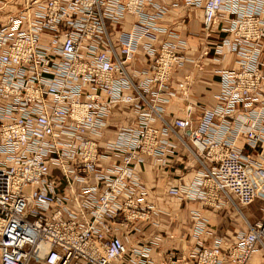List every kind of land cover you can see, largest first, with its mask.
Instances as JSON below:
<instances>
[{
  "label": "built area",
  "instance_id": "2783aa9c",
  "mask_svg": "<svg viewBox=\"0 0 264 264\" xmlns=\"http://www.w3.org/2000/svg\"><path fill=\"white\" fill-rule=\"evenodd\" d=\"M170 5L201 9L207 36L226 21L213 52L237 58L219 72L217 107L203 109L196 127L190 106L185 119L163 117L175 97L171 75L191 61L178 55L180 36L159 25L166 5L0 0V264H264V217L233 242L198 240L188 253L157 258L160 235L145 244L127 238L152 214L140 166L169 162L170 137L183 142L186 130L203 169L169 196L213 209L264 203V0ZM161 36L168 40L158 43ZM140 51L146 64L136 69ZM116 117L123 125L113 126ZM203 224L196 236L209 233Z\"/></svg>",
  "mask_w": 264,
  "mask_h": 264
},
{
  "label": "crops",
  "instance_id": "0c3cea01",
  "mask_svg": "<svg viewBox=\"0 0 264 264\" xmlns=\"http://www.w3.org/2000/svg\"><path fill=\"white\" fill-rule=\"evenodd\" d=\"M175 1L177 0H157L158 4L166 5L169 10L159 25L180 36L185 45L178 50V55L191 61L182 62L174 69L169 87L175 93V97L163 106V117L168 123L185 119L186 108L190 106L192 126L196 127L203 109L212 110L217 107L216 97L221 90L219 72L235 69L237 58L229 53L216 56L213 52L214 46L227 35L222 30L228 26L226 21L217 19L210 35L207 36L202 28V10L193 7L173 8L170 4ZM158 40V43H163L168 38L161 36ZM142 55L141 51L136 55L133 63L136 69H141L146 64ZM195 62H198L200 67L196 66ZM260 71L264 77V40ZM119 120L120 125H123L122 119L117 117L112 123L116 124ZM188 135L187 130L182 134L184 143L170 137L176 148L165 165L147 159L146 164L139 168V177L147 190L145 203L152 207V214L148 222H134L137 232L130 233L127 238L130 244H145L152 236L160 235L162 241L159 248L151 252L153 258L169 250L188 253L198 240L210 244L213 237L225 235L227 237L231 232L229 229L223 230L221 226L222 231L218 230V209L208 208L199 201L174 198L167 194L171 187L191 186L196 173L203 169L192 154L195 147L192 146ZM235 146L244 155L251 152L243 138H239ZM203 223L209 233L196 236L198 225ZM225 227L227 228V225Z\"/></svg>",
  "mask_w": 264,
  "mask_h": 264
},
{
  "label": "rangeland",
  "instance_id": "374dc122",
  "mask_svg": "<svg viewBox=\"0 0 264 264\" xmlns=\"http://www.w3.org/2000/svg\"><path fill=\"white\" fill-rule=\"evenodd\" d=\"M120 125V120L117 123H114V127ZM113 130V129H112ZM233 203L224 204L222 207L218 208V230L226 231L229 229V232L223 236L228 242H233L238 233L245 232L247 229V223L256 224L262 220L264 217V203L256 201L250 206L241 207L238 202L233 200ZM209 208V207H208ZM217 214V212H216ZM227 225V228L225 227ZM222 228H221V227ZM224 231V232H225ZM224 234V233H223ZM258 261L257 258H254Z\"/></svg>",
  "mask_w": 264,
  "mask_h": 264
},
{
  "label": "bare ground",
  "instance_id": "6f19581e",
  "mask_svg": "<svg viewBox=\"0 0 264 264\" xmlns=\"http://www.w3.org/2000/svg\"><path fill=\"white\" fill-rule=\"evenodd\" d=\"M209 110V109H208Z\"/></svg>",
  "mask_w": 264,
  "mask_h": 264
}]
</instances>
